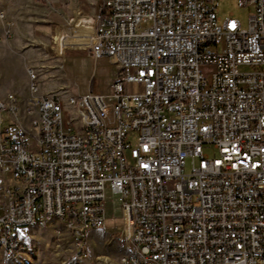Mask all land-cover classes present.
Wrapping results in <instances>:
<instances>
[{"label":"built area","instance_id":"obj_1","mask_svg":"<svg viewBox=\"0 0 264 264\" xmlns=\"http://www.w3.org/2000/svg\"><path fill=\"white\" fill-rule=\"evenodd\" d=\"M221 1L103 0L96 19L61 28L56 55L116 61L108 96L73 97L91 147L60 117L61 101L39 95L36 69H26L25 99H0L8 257L23 254L14 249L21 229L52 217L84 251L106 227L109 191L124 214L117 242L132 241L142 264H264V0H237L254 9L247 29L218 16ZM119 264L133 263L126 253Z\"/></svg>","mask_w":264,"mask_h":264},{"label":"rangeland","instance_id":"obj_2","mask_svg":"<svg viewBox=\"0 0 264 264\" xmlns=\"http://www.w3.org/2000/svg\"><path fill=\"white\" fill-rule=\"evenodd\" d=\"M32 10L29 0H0V99L7 93L24 98L28 86L25 66L30 59L31 64L39 59L32 54L37 55L43 51V68L29 65L38 72L39 90L43 95L58 94L61 97L64 122L74 121V132H78L81 130L80 122L73 120L74 114L69 111L67 98L82 96L88 92L108 96L110 85L118 72L116 61L108 58L94 60L87 52L77 50L58 56L53 52V43L41 50L39 45L27 39L29 34L32 36L33 28L31 21L25 17ZM231 14L243 29H247L254 9L238 7L237 0H222L218 16L225 19ZM5 29L10 31L11 38H5ZM239 71L247 72L250 68L240 67ZM127 89L130 92L139 91L137 87L130 85ZM127 141L132 146L135 145L137 135H129ZM205 154L212 157L214 151L209 149ZM184 170L185 174L189 173V160H186ZM104 214L105 229L90 232L84 251L75 248L70 231L65 225L53 220L47 227L31 226L21 229L20 236L17 237L22 243L23 254L11 260L0 254V264H119L129 248L127 243L121 245L117 242L124 235V214L118 197L109 191L105 194Z\"/></svg>","mask_w":264,"mask_h":264},{"label":"crops","instance_id":"obj_3","mask_svg":"<svg viewBox=\"0 0 264 264\" xmlns=\"http://www.w3.org/2000/svg\"><path fill=\"white\" fill-rule=\"evenodd\" d=\"M29 1H30V6L32 7L33 10L30 12V15H27L25 18L31 21L33 31H32V36H30L31 34H29L27 39L30 42L39 45L42 48L41 50H43V48L48 47V44L52 43L53 41L52 39L54 37H56V42H58V39L67 40V32L60 31L61 28L72 23L78 17H88V19L92 21L94 17L99 13L100 7L103 3V0H29ZM90 32L91 29H89L88 31H84V34H89ZM32 55L35 56L37 59L38 58L39 59L35 62L33 61L34 64H31L32 62L30 59L29 63H27L25 66L26 67L25 73H26V69L29 67L33 68L32 66L36 68H43V55H44L43 51H40V54L37 55L32 54ZM39 95L48 96L50 94L43 95V92H40L39 90ZM17 96L20 97L19 95ZM27 96H28V92L26 95H24V98L22 96L20 98L25 99ZM69 99H73V97H68L66 100L67 105L70 107L69 110L71 111L70 113H73L77 117H81V110H78L77 105H70L68 102ZM61 105L63 108L62 99H61ZM63 114H64V108H63ZM68 122H70L73 127L72 123H74V121H68ZM79 122L81 129L80 131H82L84 128H86V125H84L83 121L79 120Z\"/></svg>","mask_w":264,"mask_h":264},{"label":"bare ground","instance_id":"obj_4","mask_svg":"<svg viewBox=\"0 0 264 264\" xmlns=\"http://www.w3.org/2000/svg\"><path fill=\"white\" fill-rule=\"evenodd\" d=\"M94 19H96V16L94 17ZM50 95H55V100L57 101H61V98L56 95V94H50ZM69 104L70 105H75L73 103V99H69ZM60 117H63V108L62 105L60 104ZM0 120H2V113H0ZM70 131L72 134H74L75 137L79 138V140H81L82 142V146L83 147H91V137L90 134L87 131V127L84 128L82 131L80 132H74V129L70 123ZM55 220V221H59V217H52L50 218V223ZM65 225L66 229H68L70 231V228L67 227L66 224ZM31 226H37V227H41L42 228V224L39 223H32L30 224L28 227ZM122 243H127L128 244V257H129V261H132L133 264H142L144 263V256H143V252H138L137 248L134 247V244L132 241H124ZM14 249L20 250V252L23 251V246L22 243L19 241L18 237L14 238ZM0 254H2L6 259L11 260V259H15L18 255L20 254H16V255H12V257H8V248H6L5 246V242H0ZM120 261H126V254H124Z\"/></svg>","mask_w":264,"mask_h":264}]
</instances>
